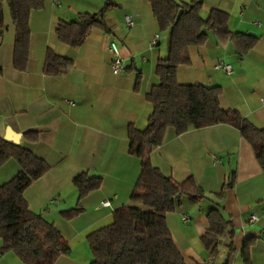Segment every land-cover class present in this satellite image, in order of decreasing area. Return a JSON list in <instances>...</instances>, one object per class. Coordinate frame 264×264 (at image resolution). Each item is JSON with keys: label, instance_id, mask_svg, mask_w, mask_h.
Returning <instances> with one entry per match:
<instances>
[{"label": "crops", "instance_id": "0c3cea01", "mask_svg": "<svg viewBox=\"0 0 264 264\" xmlns=\"http://www.w3.org/2000/svg\"><path fill=\"white\" fill-rule=\"evenodd\" d=\"M110 5L104 7L106 2ZM190 1V0H176ZM201 14L218 9L228 15L232 33L253 40L246 52H238L232 34L208 32L199 46L189 48L190 62L176 69L179 83L220 85L219 106L237 110L258 128H264V0H201ZM44 6L29 16L30 48L25 70L12 65L15 30L8 7L3 9L0 30V137L20 133L23 147L42 158L49 169L24 191L29 209L53 223L69 252L53 264H88L92 253L86 235L112 221L117 207L130 204V194L140 171V159L129 153L127 129H143L152 111L146 99L158 82L155 64L167 53L168 31L160 30L148 0H43ZM103 9V10H102ZM103 27L91 28L84 42L70 47L59 41V19H74L80 12H99ZM133 19L128 26L125 17ZM157 42L152 45V38ZM124 59L119 74L110 69V42ZM47 49L72 60L62 74L43 73ZM230 64L231 72L216 68ZM141 80L135 89V76ZM5 139V138H4ZM6 140V139H5ZM14 144V143H13ZM249 143L229 124L190 128L176 134L167 127L163 141L150 153L153 165L175 180L193 176L209 198L200 202L183 199L167 213L172 239L187 264H247L241 251L249 246L250 264H264V172ZM10 158L0 166V184L19 170ZM81 172L101 176V184L80 200L82 211L67 219L62 211L77 204L73 179ZM225 187L220 203L232 221L235 251L220 245L211 257L201 236L208 227L207 210L214 205L212 193ZM111 206H102L104 199ZM257 220L250 222L251 214ZM188 217V221H183ZM2 239L0 237V247ZM0 264H23L11 251L0 255ZM145 264V263H138Z\"/></svg>", "mask_w": 264, "mask_h": 264}, {"label": "trees", "instance_id": "16d2710c", "mask_svg": "<svg viewBox=\"0 0 264 264\" xmlns=\"http://www.w3.org/2000/svg\"><path fill=\"white\" fill-rule=\"evenodd\" d=\"M148 1L159 29L168 31L167 54L159 57L154 66L158 82L146 94L152 104L146 126L127 129L128 151L140 159L130 204L114 209L110 223L86 235L92 253L88 264H187L172 239L165 215L175 210L183 199L200 202L209 197L193 176L177 181L152 164L150 153L162 143L167 127L179 134L190 128L229 124L249 143L264 172V128L256 127L237 110L221 108L220 85L182 84L176 79L177 67L190 62L189 48L203 44L208 32L232 34L240 54L253 45V40L242 33H232L227 25L228 15L221 10L212 9L203 17L201 0ZM5 5L15 30L12 65L22 71L26 69L29 56V16L32 10L43 8L44 3L43 0H0V30L4 27ZM109 5L107 1L103 9ZM102 10L80 12L70 20L59 19L55 27L57 39L70 47L81 45L91 28L103 27ZM72 64L71 59L47 49L42 70L46 75L57 76ZM140 80L139 70L135 89ZM10 158L16 160L20 168L11 179L0 184V255L11 251L23 264H53L59 255L68 254L69 247L53 223L29 209L23 194L49 166L21 144L0 137V166ZM101 180V176L86 172L76 175L72 182L77 190V204L63 210V217L69 219L81 212L80 200L97 189ZM229 185L231 182L224 183L219 191L212 193L214 205L206 212L208 227L201 241L213 258L218 255L220 245L226 247L228 255L235 251L232 243L235 229L220 203ZM254 240L253 237L244 239L241 246L247 264H250L248 249Z\"/></svg>", "mask_w": 264, "mask_h": 264}, {"label": "built area", "instance_id": "2783aa9c", "mask_svg": "<svg viewBox=\"0 0 264 264\" xmlns=\"http://www.w3.org/2000/svg\"><path fill=\"white\" fill-rule=\"evenodd\" d=\"M125 22L128 26H132L134 24L133 19H131L130 17L126 16L125 17ZM158 40L157 35H155L152 40H151V44L154 45ZM108 50L111 54V60H110V69L111 72L113 74H119L121 73L124 68H125V64H124V59L120 53V49L119 46L115 43V42H110L109 46H108ZM216 68L218 69H222L224 71H226L227 73L231 72V66L230 64H226L224 62L218 63L216 65ZM262 103H264V98H261ZM102 206H111V200L110 199H104V201L102 200L100 203ZM257 220V215L251 214L248 218V221L253 222ZM183 221H188V217H183Z\"/></svg>", "mask_w": 264, "mask_h": 264}, {"label": "water", "instance_id": "95a60500", "mask_svg": "<svg viewBox=\"0 0 264 264\" xmlns=\"http://www.w3.org/2000/svg\"><path fill=\"white\" fill-rule=\"evenodd\" d=\"M20 137H21V134L20 133H12L10 131H8L7 134H5L4 138L11 142V143H14V144H17L19 143L20 141Z\"/></svg>", "mask_w": 264, "mask_h": 264}]
</instances>
